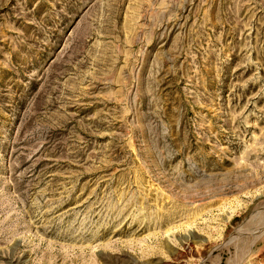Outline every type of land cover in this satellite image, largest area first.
Returning <instances> with one entry per match:
<instances>
[{
  "label": "rangeland",
  "instance_id": "374dc122",
  "mask_svg": "<svg viewBox=\"0 0 264 264\" xmlns=\"http://www.w3.org/2000/svg\"><path fill=\"white\" fill-rule=\"evenodd\" d=\"M0 264H264V0H0Z\"/></svg>",
  "mask_w": 264,
  "mask_h": 264
}]
</instances>
